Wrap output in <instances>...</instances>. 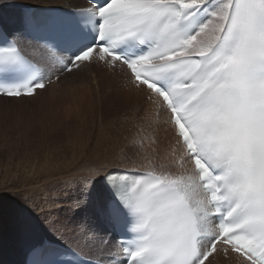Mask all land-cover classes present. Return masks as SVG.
Listing matches in <instances>:
<instances>
[{
  "label": "snow or ice",
  "instance_id": "snow-or-ice-1",
  "mask_svg": "<svg viewBox=\"0 0 264 264\" xmlns=\"http://www.w3.org/2000/svg\"><path fill=\"white\" fill-rule=\"evenodd\" d=\"M90 3L100 18L97 39L109 43L88 47L64 71L96 49L99 61L125 65L170 111L198 176L191 188L149 178L138 197L128 189L119 194L140 238L128 251L132 264H204L221 241L250 264H264V0H108L98 9ZM209 5L208 18L186 32L182 25ZM121 45H129L123 55L115 50ZM25 73L34 76L21 58L0 69ZM45 88L44 80L7 79L3 94ZM200 191L210 200L194 199Z\"/></svg>",
  "mask_w": 264,
  "mask_h": 264
},
{
  "label": "rangeland",
  "instance_id": "rangeland-1",
  "mask_svg": "<svg viewBox=\"0 0 264 264\" xmlns=\"http://www.w3.org/2000/svg\"><path fill=\"white\" fill-rule=\"evenodd\" d=\"M29 3L45 0H0V21L13 38ZM72 71L58 70L33 98L0 99V264H23L24 254L43 242L103 259L117 251L107 221L97 217L107 193L100 174L85 179L104 169L168 174L180 168L182 144L173 128L138 112L127 93L115 96L118 72L104 79L100 70H87V79ZM99 229L106 230V243Z\"/></svg>",
  "mask_w": 264,
  "mask_h": 264
},
{
  "label": "bare ground",
  "instance_id": "bare-ground-1",
  "mask_svg": "<svg viewBox=\"0 0 264 264\" xmlns=\"http://www.w3.org/2000/svg\"><path fill=\"white\" fill-rule=\"evenodd\" d=\"M36 5H50V6H57V7H85L87 6V4L83 1V0H45V3L43 4H38V3H35V4H28V5H23V8L25 6H35ZM0 23L2 24L3 28L6 30V32L9 34L11 31L10 29L0 21ZM4 24V25H3ZM214 27V24L213 25H209V28L206 29L207 32H205V36H211L210 33H211V29ZM13 34L14 36L16 37L15 39L18 40V37L20 36L17 31L13 30ZM21 37V36H20ZM201 38H204L203 36L202 37H198V39H201ZM22 40L23 44L25 45H21L19 44L20 42H18L19 44V47H20V50L27 56L29 57L31 60H33L34 62L36 63H39L40 65L44 66V68H46V70H50L51 69V66L49 64V61H50V53L42 46L40 45L39 43L37 42H34L32 40H30L29 42L23 40L22 38L20 39ZM38 49V50H37ZM97 53V52H96ZM95 50L92 54V56L87 60V61H91L93 59V57L95 56ZM56 59H60L61 61H64L65 59V55L62 54V53H57V54H52ZM98 60H94L93 63L91 64H79L80 67L77 68L75 65V72L76 71H79L81 74L80 76L81 77H84V78H87V77H90L89 74L85 71L87 70H90V71H98L100 70L101 74H98L97 72H94L95 75H101L103 77H100V78H111L110 75L111 73L109 72H114V71H111V70H107L106 68L103 69V67L99 66L98 64H95ZM79 62V61H77ZM76 62V63H77ZM117 71H120V73H122L123 76H125L127 78V81L124 80L123 78L120 80V77L118 75H115V74H111V75H115L117 76L116 78H112V82L113 84H115L118 89V91H114L113 89V92L115 94V96H120V97H123V95H125L126 93L128 94V97H129V100H130V103H133V105L135 106V108L138 110V112L143 109L144 112L148 115H151L152 114V117L154 118V120L156 122L160 121L158 126H161L163 127L165 123L168 122V125L170 127L173 128V126L171 125L170 123V117H169V114L168 112L164 109L163 105L161 104V102L159 101L158 97L150 92L149 90H147L145 87H143L142 85H137L135 83V81L133 80V78L129 75V74H126V72L124 70H116ZM73 71H71L72 73ZM78 73V72H76ZM66 76H68V74H65ZM70 75V73H69ZM88 79V78H87ZM130 79V81H129ZM85 80V79H84ZM108 89V88H107ZM106 89V90H107ZM110 90V89H109ZM38 92H40V90H37L35 92V94L33 95H30V96H19V97H0V99L4 102H18L19 100H23V99H30V98H33L35 97V95L39 94ZM110 92V91H109ZM107 93V92H106ZM150 95V98L147 99V95ZM126 94V95H127ZM54 97V96H53ZM126 97V96H125ZM121 99V98H120ZM0 100V101H1ZM128 100V101H129ZM152 100V101H151ZM2 103V102H0ZM142 110V111H143ZM144 113V114H145ZM148 118V117H146ZM111 124V123H110ZM104 125V124H103ZM116 125V124H115ZM110 126V125H109ZM174 130V128H173ZM104 132V131H103ZM106 132V131H105ZM109 133V132H108ZM174 133V132H173ZM175 135V133H174ZM177 136V135H176ZM178 138V136H177ZM179 139V138H178ZM182 144V143H181ZM100 151V150H99ZM93 160V159H92ZM99 165V164H98ZM96 168V166H95ZM117 169V168H116ZM130 169H137V168H130ZM112 170V169H111ZM138 170H141V169H138ZM107 174L109 173V170H107V172H102L100 173V179H101V182H102V178H103V175L104 174ZM105 174V175H106ZM90 237V236H89ZM90 240L92 238H89ZM47 242H43L40 246H36V247H41L43 246L44 244H46ZM34 248V247H33ZM19 249V248H18ZM82 254V253H80ZM225 254H228L227 252H225ZM84 255V254H83ZM85 256V255H84ZM86 258H89L86 256ZM91 259H94V258H91ZM215 262L216 264H232V261H234V258H230L231 259V262H227L226 260V257L225 255L222 253V252H219L216 256H215ZM25 260V258H24ZM94 260H97V259H94ZM235 262V261H234ZM209 264V263H208Z\"/></svg>",
  "mask_w": 264,
  "mask_h": 264
}]
</instances>
